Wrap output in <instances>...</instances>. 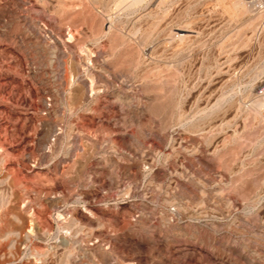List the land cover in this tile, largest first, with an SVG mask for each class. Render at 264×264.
Here are the masks:
<instances>
[{
    "label": "rangeland",
    "instance_id": "rangeland-1",
    "mask_svg": "<svg viewBox=\"0 0 264 264\" xmlns=\"http://www.w3.org/2000/svg\"><path fill=\"white\" fill-rule=\"evenodd\" d=\"M0 264H264V7L0 0Z\"/></svg>",
    "mask_w": 264,
    "mask_h": 264
},
{
    "label": "built area",
    "instance_id": "built-area-1",
    "mask_svg": "<svg viewBox=\"0 0 264 264\" xmlns=\"http://www.w3.org/2000/svg\"><path fill=\"white\" fill-rule=\"evenodd\" d=\"M247 4L254 10H260L264 7V0H246Z\"/></svg>",
    "mask_w": 264,
    "mask_h": 264
}]
</instances>
